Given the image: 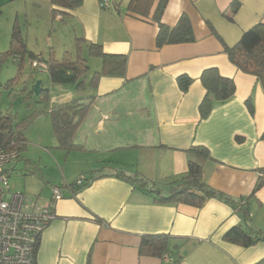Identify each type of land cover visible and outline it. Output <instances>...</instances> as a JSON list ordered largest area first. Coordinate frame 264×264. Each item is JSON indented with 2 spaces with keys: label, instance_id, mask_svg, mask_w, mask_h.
Segmentation results:
<instances>
[{
  "label": "crops",
  "instance_id": "1",
  "mask_svg": "<svg viewBox=\"0 0 264 264\" xmlns=\"http://www.w3.org/2000/svg\"><path fill=\"white\" fill-rule=\"evenodd\" d=\"M161 1H153L147 17L132 13L130 0H112L109 8H102L100 0H82L73 11L56 16L50 0L0 3L12 9L27 50L39 59L49 52L57 59L64 53L74 56L78 50L82 58L99 60L89 56V43L100 45L104 54L126 58L124 75L101 76L90 86V70L80 90L51 84L47 73L40 72L47 75L40 87L49 108L76 99L92 104L74 136L79 150L65 152L55 141L48 155L44 145L54 137L51 122L49 116V123L38 118L34 134L24 133V153L9 167L10 177L29 166L57 172L45 177L35 196L22 193L38 206L49 202L52 187L63 191L55 205L57 218L40 236L35 264H176L177 255V264H256L264 259V243L243 248L223 240L230 229L244 226L223 202L211 199L201 208L161 204L118 177L141 176L168 196L169 183L187 170L188 151L205 148L209 159L203 163V176L208 186L233 199H246L251 225L264 231V91L254 76L231 64L224 50L255 25H264V0H163L160 23L172 28L186 17L193 41L157 48L153 15ZM21 16L24 28L18 23ZM55 33L63 42L53 43ZM78 39L84 42L77 44ZM15 59L22 65L24 59ZM100 68L101 61L94 71ZM210 68L231 79L235 93L200 120L198 108L206 94L200 76ZM181 76L191 80L185 93L178 86ZM80 176L87 185L72 188ZM258 181L262 186L250 198ZM34 185L29 182L27 187ZM148 235H167L172 254L140 255L141 238Z\"/></svg>",
  "mask_w": 264,
  "mask_h": 264
},
{
  "label": "trees",
  "instance_id": "2",
  "mask_svg": "<svg viewBox=\"0 0 264 264\" xmlns=\"http://www.w3.org/2000/svg\"><path fill=\"white\" fill-rule=\"evenodd\" d=\"M153 1L130 0L128 9L136 15L147 17ZM50 3L54 7L53 15L56 16L60 13L67 14L65 12L73 11L81 5L82 0H50ZM237 6L236 3L232 6V14L235 13ZM164 7L165 1L162 0L153 15V19L158 24L156 47L161 48L165 45L192 42V29L186 17H181L176 26L172 28L163 26L160 23V16ZM80 42H84L83 39L76 41L77 44ZM87 48L91 58H98L101 61L100 70L94 71L91 74L90 86H95L101 76L124 75L126 67V58L124 56L104 54L100 45L89 43L87 44ZM224 50L231 64L241 72L254 76L264 91V25H255L242 34L236 45L230 48L225 47ZM5 56H13L14 58L20 59L28 57L31 61L36 60L39 63H43L46 65V73L51 84L74 85L76 90L84 88L86 76L90 72V68L86 64L87 60L81 57L78 50L74 56L69 53H64L60 59H57L52 52H49L46 58L39 59V57L27 50L25 37L17 25L13 26L8 50L0 54V60L5 58ZM177 81L180 90L185 93L191 84V80L181 76ZM200 82L206 94L199 105L198 111L200 120H205L216 106L222 105L234 97L235 85L231 79L222 77L215 68L203 71L200 76ZM43 93L45 94L48 109L37 112L33 116L34 119L47 114L51 122L56 146L65 152L79 150L80 146L75 144L74 136L85 114L89 110L92 100L84 103L76 99L58 107L49 108L47 94L41 92L40 95ZM248 106L250 112H252V106L249 102ZM34 119L31 118L30 120L28 119L27 121L14 124V119L11 115H0L1 144L7 147L11 143H14L17 145L19 154H21L26 148L24 130L29 122ZM262 139H264V132ZM188 154H190L191 158L188 160L187 170L179 179L169 183L172 188L168 196H163L161 191L155 188L154 184H151L141 176L129 178L118 175V177L124 178L131 184L137 185L138 188L144 190L146 193L153 195L154 201L161 204H183L201 208L208 200L214 199L221 201L234 209L244 225H237L226 232L223 236L225 242L243 248L264 243V231L253 227L249 220L248 210L246 209L247 200H236L228 197L213 190L206 183L203 176V163L209 159L208 151L205 148L197 147L190 149ZM82 186L75 189L78 190ZM261 186L262 182L258 181L250 194V198L254 196ZM139 254L157 258L165 255L169 256L172 254L170 238L167 235L143 236L139 246ZM177 256L180 258L179 255ZM179 258L176 264L179 263ZM256 264H264V259Z\"/></svg>",
  "mask_w": 264,
  "mask_h": 264
},
{
  "label": "rangeland",
  "instance_id": "3",
  "mask_svg": "<svg viewBox=\"0 0 264 264\" xmlns=\"http://www.w3.org/2000/svg\"><path fill=\"white\" fill-rule=\"evenodd\" d=\"M6 1V0H5ZM3 0L0 1L2 4ZM6 3V2H4ZM11 3V2H9ZM1 6V5H0ZM14 15L12 14L11 8L0 7V54L8 50L9 41H10V29L12 30L14 23ZM21 27L24 28L25 17L21 16L18 19ZM36 27V26H35ZM34 27V28H35ZM27 28V27H26ZM58 35V36H57ZM54 34L53 43L56 41L63 42L64 38L59 33ZM65 36V35H64ZM59 53H57L58 55ZM87 66L90 68L91 72H94L95 66H99L100 61L94 59H88L86 56ZM47 79V75L40 73L38 70H33L31 67V62L29 58L26 57L23 60L22 65L17 61L13 56H5V58L0 60V115L9 114L14 119V124L21 123L23 121L34 119V115L37 112L42 111L43 109H48L47 103L45 101V94L36 96L32 91L33 86L37 82H42L41 87H44ZM40 87V88H41ZM48 115H41L39 119H42V123H49L47 120ZM46 119V120H44ZM38 118L29 122L27 127L24 130L26 135L30 137L34 134ZM27 123V122H26ZM37 123V124H36ZM29 141V139H28ZM55 145L54 137L50 138L45 142L44 148H49L47 153H52L50 150L51 145ZM49 144V145H48ZM31 153L35 154V159H39L38 152L31 148ZM45 151V149H44ZM24 153V151L22 152ZM40 153V152H39ZM48 153V155H49ZM37 159V160H38ZM45 160V156L42 157ZM61 169V167H60ZM58 170V169H57ZM55 176L57 172H54L52 169H45L44 167L29 166L26 170L18 172L14 176L10 177L8 184L11 192H21L27 198L28 196H35L41 183H45V177ZM60 176V171H58ZM37 185L32 189L27 187L28 183ZM47 185H45L46 187ZM41 187V186H40ZM44 187V186H43Z\"/></svg>",
  "mask_w": 264,
  "mask_h": 264
},
{
  "label": "built area",
  "instance_id": "4",
  "mask_svg": "<svg viewBox=\"0 0 264 264\" xmlns=\"http://www.w3.org/2000/svg\"><path fill=\"white\" fill-rule=\"evenodd\" d=\"M102 8L113 5L112 0H101ZM33 70L46 72V65L31 61ZM20 157L17 145L4 147L0 142V264H35L36 249L41 234L57 218L55 205L63 198L61 188L52 187L49 202L38 206L27 201L20 192H11L8 181L11 165ZM84 183L80 176L72 188Z\"/></svg>",
  "mask_w": 264,
  "mask_h": 264
},
{
  "label": "water",
  "instance_id": "5",
  "mask_svg": "<svg viewBox=\"0 0 264 264\" xmlns=\"http://www.w3.org/2000/svg\"><path fill=\"white\" fill-rule=\"evenodd\" d=\"M32 91L34 92V94H35L36 96H39V95H40V93H41V91H42V89L40 88V82H37V83L33 86Z\"/></svg>",
  "mask_w": 264,
  "mask_h": 264
}]
</instances>
